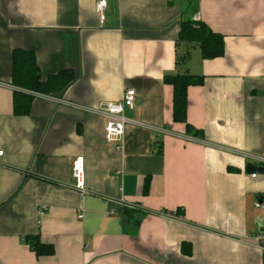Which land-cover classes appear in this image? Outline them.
<instances>
[{
	"label": "crops",
	"instance_id": "crops-1",
	"mask_svg": "<svg viewBox=\"0 0 264 264\" xmlns=\"http://www.w3.org/2000/svg\"><path fill=\"white\" fill-rule=\"evenodd\" d=\"M105 1L101 21L96 0H0V264H262L264 163L244 155L264 159V0ZM185 19L224 38L223 57L194 48L180 69L204 77L187 90L202 140L172 121L163 82ZM15 49L33 52L43 80L75 74L26 116L12 109ZM125 89L136 96L118 150L93 111ZM76 158L88 194L71 187ZM121 200L139 211L125 216ZM35 235L51 255L30 251Z\"/></svg>",
	"mask_w": 264,
	"mask_h": 264
},
{
	"label": "trees",
	"instance_id": "trees-1",
	"mask_svg": "<svg viewBox=\"0 0 264 264\" xmlns=\"http://www.w3.org/2000/svg\"><path fill=\"white\" fill-rule=\"evenodd\" d=\"M195 0H189L191 3ZM184 46L182 53H176L177 71L171 75H165L164 84L172 88V121L183 124L185 135L194 139H203V133L187 122V90L189 87L202 86L204 77L190 75L180 69L185 66L190 57L191 50L198 48L203 60H213L224 56V38L218 33L212 32L199 20L185 19L180 23L176 47ZM75 80L72 70H62L55 75L41 79L40 71L35 56L31 51L15 49L11 54V82L12 109L15 116H26L29 114L31 103L35 98H54L64 93L68 86ZM146 183L143 193H146ZM131 211H124L125 216L130 217ZM172 215V214H170ZM176 215L182 216L181 211ZM24 243L36 257L49 256L52 247L43 244L38 235L25 237ZM182 252L190 255V247L182 245Z\"/></svg>",
	"mask_w": 264,
	"mask_h": 264
},
{
	"label": "built area",
	"instance_id": "built-area-1",
	"mask_svg": "<svg viewBox=\"0 0 264 264\" xmlns=\"http://www.w3.org/2000/svg\"><path fill=\"white\" fill-rule=\"evenodd\" d=\"M106 9V1L105 0H96L95 2V11L99 16L101 21L104 20V11ZM136 93L132 89H125L123 91L122 97L117 102H108L102 104L100 107L93 111L94 114L99 115L105 119V127H104V140L106 143L114 145L116 149H122V141L124 137L125 126L128 121L124 118L123 113L124 110L129 109L132 110L134 106V98ZM138 126H141L140 123H134ZM194 139V138H193ZM251 160L257 162H263L264 159H260L257 157H253L251 155H244ZM3 157V152L0 151V160ZM0 169H1V161H0ZM72 179L73 183L71 187L81 193L88 194L87 190L83 184V161L81 158H76L72 162L71 167ZM252 178L256 177V174L251 175ZM120 201L121 204H123ZM124 207L128 210H132L136 208L133 205L123 204ZM255 208L264 209V203H255ZM171 216V215H170ZM78 219L82 218L81 213H78ZM253 244L260 251L262 256V264H264V230L259 232L258 234L252 237Z\"/></svg>",
	"mask_w": 264,
	"mask_h": 264
},
{
	"label": "water",
	"instance_id": "water-1",
	"mask_svg": "<svg viewBox=\"0 0 264 264\" xmlns=\"http://www.w3.org/2000/svg\"><path fill=\"white\" fill-rule=\"evenodd\" d=\"M249 169H251V170H257V168L255 166H253V165L249 166Z\"/></svg>",
	"mask_w": 264,
	"mask_h": 264
},
{
	"label": "rangeland",
	"instance_id": "rangeland-1",
	"mask_svg": "<svg viewBox=\"0 0 264 264\" xmlns=\"http://www.w3.org/2000/svg\"><path fill=\"white\" fill-rule=\"evenodd\" d=\"M130 211L138 212L139 210H137V208H134V209H132V210H130Z\"/></svg>",
	"mask_w": 264,
	"mask_h": 264
}]
</instances>
